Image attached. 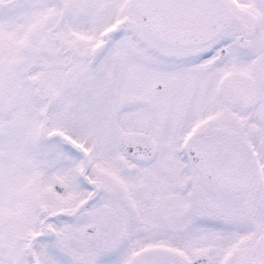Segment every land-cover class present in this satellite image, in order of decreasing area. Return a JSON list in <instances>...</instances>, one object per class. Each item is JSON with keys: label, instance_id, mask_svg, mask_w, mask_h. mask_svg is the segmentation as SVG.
Here are the masks:
<instances>
[{"label": "snow or ice", "instance_id": "1", "mask_svg": "<svg viewBox=\"0 0 264 264\" xmlns=\"http://www.w3.org/2000/svg\"><path fill=\"white\" fill-rule=\"evenodd\" d=\"M0 264H264V0H0Z\"/></svg>", "mask_w": 264, "mask_h": 264}]
</instances>
